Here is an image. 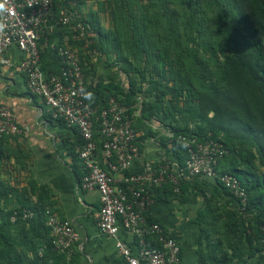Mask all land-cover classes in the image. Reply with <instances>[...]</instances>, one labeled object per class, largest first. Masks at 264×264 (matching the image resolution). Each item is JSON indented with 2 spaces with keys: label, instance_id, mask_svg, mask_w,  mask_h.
Wrapping results in <instances>:
<instances>
[{
  "label": "trees",
  "instance_id": "trees-1",
  "mask_svg": "<svg viewBox=\"0 0 264 264\" xmlns=\"http://www.w3.org/2000/svg\"><path fill=\"white\" fill-rule=\"evenodd\" d=\"M86 1H78L79 15V7ZM168 1L148 0L149 4L138 13L129 7L130 24L136 29L134 39L129 37L125 44L118 42L116 27L112 31L101 30L96 20L98 13L92 15L95 16L92 22L77 14L76 21L90 28L85 38L92 42L87 45L86 40L68 43L76 49L80 58L85 82L84 101L89 107L97 109L93 119L96 127L99 112L113 98L128 115L137 113L135 122L141 128H135L134 123V130L145 131L144 136H154L150 125L162 128L163 134H158L161 148L168 158L177 159L181 165L185 150L177 143L179 135L201 139L210 134L213 139L219 140L227 154L219 161L216 170L218 174L227 173L240 181L246 192L243 204L218 182L206 179L181 182L179 193L174 192L171 183H166L153 191V201L179 200L187 203L200 197L203 204L209 206L212 201L209 204L208 200L214 198L213 205L219 207L224 215L222 220L219 219L222 240L209 244L212 250L206 246V258L200 252V264H264V236L261 230L264 226V0H205L206 10L201 16L197 13L201 0H185V9L180 8V12L169 10L165 6ZM161 8L163 11L160 13ZM194 24L198 33L200 27L197 25L205 24L201 29L209 34L205 36L206 41L203 40L202 58L197 51L187 47L185 41V31L192 29L188 27ZM67 33V27H56L40 40V45H44L40 53L41 68L47 76L61 72L57 48L63 46L62 36ZM105 43L108 46L103 49ZM174 52H183V57L189 58L191 67L197 65L200 68V75L195 76L186 69L182 59H172L170 55ZM95 54L97 62L92 61L96 58ZM101 54L108 58L109 54L115 55L116 61H111L110 65L118 62L119 69L103 77L98 76L110 69L109 65H105L107 63L101 61ZM45 60L51 61L50 69L42 64ZM133 61L138 64L136 68L131 65ZM120 76L126 77L125 85H120ZM76 144H81L79 136ZM70 153L77 158L72 150ZM204 188L210 190L209 198ZM228 199L235 203L234 209L217 203L218 200ZM32 211L34 217L24 222L38 227L48 237L49 229L42 211L34 208ZM211 214L210 210L198 211L196 218L203 219ZM146 219L158 223L148 213ZM198 232L210 233L208 230ZM243 243L248 245L246 254L240 248ZM197 244L201 248L199 241ZM37 247L33 249L35 264H47L51 257L62 255L53 252L47 244L40 261L37 257L40 246ZM219 247L221 252L217 251ZM210 252L214 253L213 257ZM216 252L218 256H215ZM10 260L14 261L9 248L0 244V264H9Z\"/></svg>",
  "mask_w": 264,
  "mask_h": 264
},
{
  "label": "built area",
  "instance_id": "built-area-1",
  "mask_svg": "<svg viewBox=\"0 0 264 264\" xmlns=\"http://www.w3.org/2000/svg\"><path fill=\"white\" fill-rule=\"evenodd\" d=\"M79 0H0V63L7 64L5 52L15 46L24 58L19 69L24 75L28 92L40 98L52 121L74 129L81 140L75 153L81 167L78 191L98 193L97 231L115 242L117 254L124 264H179L181 247L171 233L156 222H148L146 214L153 204V191L166 183L179 193L181 182L206 179L218 182L223 189L243 204L246 192L240 181L230 174H218L219 161L227 154L224 145L210 134L204 138L179 135L177 143L185 150L181 165L177 159L160 158L138 162L140 146L134 122L138 116L125 113L119 103L110 98L99 112L86 105L84 75L76 49L70 41H85L90 28L78 19ZM56 27H67L63 46L57 48L62 69L59 74H44L41 68L40 40ZM87 44L92 42L86 40ZM20 133L15 116L6 106H0V140ZM97 136V138H96ZM97 140L99 142L97 143ZM106 160L107 168L98 161L97 150ZM49 229L47 244L53 252L68 256L78 235L66 221L49 210L41 212ZM33 211H16L9 222L31 220ZM264 236V226L261 227ZM133 237V247L122 235ZM44 248L37 257L43 259ZM50 264V263H47Z\"/></svg>",
  "mask_w": 264,
  "mask_h": 264
},
{
  "label": "crops",
  "instance_id": "crops-1",
  "mask_svg": "<svg viewBox=\"0 0 264 264\" xmlns=\"http://www.w3.org/2000/svg\"><path fill=\"white\" fill-rule=\"evenodd\" d=\"M89 1L95 0H87L84 4ZM23 58L24 55L12 46L4 54L7 64L0 63V106L12 111L20 130V133L0 140V244L9 248L10 257L14 260H10L9 264H35L34 247H47L48 237L38 227H31L21 219H18L20 223L18 220L9 222L12 213L32 211L33 208L42 212L49 210L59 220L68 222L78 235L69 255L51 257V264H124L117 254L114 240L97 231L98 193L77 189L82 171L79 161L73 157L75 154L70 152L75 153L78 147V133L61 122L52 121L42 100L28 92L24 75L19 69ZM92 61L96 62L94 58ZM42 64L47 69L51 68L50 60ZM99 67L101 69L100 64ZM113 70L114 67H111L98 76L103 77ZM125 79V76L119 77L120 85L127 83ZM150 126L154 136H144L145 131H136L140 155L138 162L132 166L133 171L145 161H157L167 156L158 142V134H163L164 130L154 124ZM97 155L99 163L106 169V160L101 157L99 149ZM203 191L208 194L210 190L204 188ZM194 203L197 205L195 199L187 203L179 200L153 201L148 211L149 217L170 232L180 244L179 264H200V252L206 258V246L212 250L209 244L217 240L214 235L199 233L194 225L190 226L194 221L192 216L196 215ZM217 203L227 209L235 208V203L229 199L218 200ZM122 239L133 247V237L123 234ZM240 248L243 254L248 252L246 243ZM221 249L219 247L217 251L221 252ZM218 255L216 252L215 256ZM210 256L213 257L214 253L210 252Z\"/></svg>",
  "mask_w": 264,
  "mask_h": 264
},
{
  "label": "rangeland",
  "instance_id": "rangeland-1",
  "mask_svg": "<svg viewBox=\"0 0 264 264\" xmlns=\"http://www.w3.org/2000/svg\"><path fill=\"white\" fill-rule=\"evenodd\" d=\"M123 1L124 5H123ZM151 1V0H150ZM156 1V0H153ZM160 1V0H158ZM205 0H201L200 1V6L201 8L197 7V13L198 15L200 14V16L205 13ZM90 3L87 4H83L82 6L79 7V12L80 15L79 17H84L86 20H91L95 17H92L93 14L98 13L97 15V21H99V24L101 25L100 28L103 32H107L114 30V27L117 28V33H116V38L118 40V42L125 44L128 40L129 37H133L134 39V35H135V26L130 24L131 19L130 16L127 14L128 12V8L131 7L132 10H134L136 13H138L139 11H141L147 4H149L148 0H140V2L138 3H134L133 1L130 0H95V1H89ZM185 2V0H169L167 3H165V6H167V8L169 10L172 11H176V12H180V8L181 9H185L183 3ZM121 4V6H118V4ZM180 3V4H179ZM164 6V4H163ZM127 10V11H126ZM126 11V12H125ZM163 11V9H160V13ZM135 13V14H136ZM141 13V12H140ZM139 14H136L137 19H140V17L138 16ZM197 27H200L199 29V33L197 32V30L195 29V24L189 26L188 28H192L189 29L188 31H185L184 35H185V41L187 43V47H191L193 50L197 51L198 56H200L199 58H202V45H203V40L205 39L206 35H209L208 33H204L203 29H201L202 27H205V24H199L197 25ZM115 33V32H114ZM206 41V39H205ZM108 45L105 43V46L103 49H106ZM125 50H123L124 52ZM174 51H179L177 49H175ZM114 54V53H113ZM113 54H109V58L106 57L104 54H101L102 56V62L107 63L106 65H109L110 68L114 67L116 71L119 69L120 64L118 62H116L113 66L110 65V62L112 61H116V57ZM171 58H175L177 60L182 59L183 61H185V65L187 66L186 69L188 68L189 71L193 74H195V76L200 75V68L196 65H194V67H191V65H189L188 61L189 58H184L183 57V52H179L176 53L174 52L172 55H170ZM186 56V55H184ZM95 60L97 62L98 57L97 54H95ZM192 62V61H191ZM131 65H133L135 68L138 66L137 62L133 61L131 62ZM263 65H264V61H263ZM145 66V65H144ZM133 68V69H135ZM146 68V66L144 67V69ZM140 69H142V67H140ZM196 78V77H195ZM182 119L185 120V116H182ZM135 124V128H141L139 127L140 125L137 122H134ZM184 125V123L182 124ZM140 130V129H139ZM244 152L246 153V150H244ZM206 193V192H204ZM210 191L207 194V198H209L210 195ZM196 200L197 205H195L194 203V208L196 210V215L192 216V220H194L193 222L190 223V226L194 225L196 230H208L212 235H214L216 237V239L222 240V229H220V218L221 220L224 218L223 215V211H221L219 209V207L215 206V204L213 205V203H215L214 198L209 201H212V205L206 206L203 204L202 200L199 198H193ZM204 210H210V212L212 213L211 215H206L203 219H197V212L198 211H204ZM193 211V210H192ZM200 220V221H199ZM219 220V221H218ZM226 221V219H225ZM224 221V222H225ZM223 222V223H224ZM213 228V229H211Z\"/></svg>",
  "mask_w": 264,
  "mask_h": 264
}]
</instances>
